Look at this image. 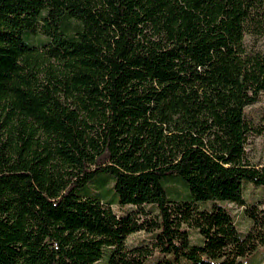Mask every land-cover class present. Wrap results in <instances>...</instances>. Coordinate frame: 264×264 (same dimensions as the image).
Masks as SVG:
<instances>
[{
    "label": "trees",
    "instance_id": "1",
    "mask_svg": "<svg viewBox=\"0 0 264 264\" xmlns=\"http://www.w3.org/2000/svg\"><path fill=\"white\" fill-rule=\"evenodd\" d=\"M262 93L264 0H0V264L264 256Z\"/></svg>",
    "mask_w": 264,
    "mask_h": 264
},
{
    "label": "rangeland",
    "instance_id": "2",
    "mask_svg": "<svg viewBox=\"0 0 264 264\" xmlns=\"http://www.w3.org/2000/svg\"><path fill=\"white\" fill-rule=\"evenodd\" d=\"M246 118L255 124H258L261 120V117L264 115V93H262L259 99L254 103L246 107L245 109ZM247 154L250 160L258 166L264 164V135L251 134L248 138L246 145ZM244 194L246 200L249 204L263 203L264 204V187H256L251 183H245L244 185ZM233 209V212L236 215V220L238 228L242 233H245L250 226L249 219L244 215L243 208L236 205L230 204ZM112 208L118 214H124L128 211H131L135 207L132 205H127L124 207L119 206L118 204H113ZM193 240L198 241L196 233L192 232ZM151 234L140 231L130 235L127 239V244L129 246L138 245L140 243L148 242L151 239ZM156 256H158L156 254ZM263 254L261 251H256L245 259L248 264H261L263 261ZM96 264H104L99 262Z\"/></svg>",
    "mask_w": 264,
    "mask_h": 264
}]
</instances>
